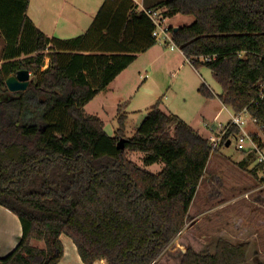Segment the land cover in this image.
Wrapping results in <instances>:
<instances>
[{"label":"trees","instance_id":"16d2710c","mask_svg":"<svg viewBox=\"0 0 264 264\" xmlns=\"http://www.w3.org/2000/svg\"><path fill=\"white\" fill-rule=\"evenodd\" d=\"M29 3L0 0V204L23 228L0 264H58L63 234L85 264H244L250 242L221 237L210 252L186 230L211 155L232 143L237 125L224 126L215 148L161 108L160 99L133 136L125 134V103L114 135L85 109L157 43L148 14L135 0H105L84 33L61 38L36 25ZM146 7L162 8L166 17L193 15L190 24L170 26L175 43L196 68L212 69L224 104L235 112L248 108L264 122V102H253L264 78V0H161ZM214 54L215 60H201ZM21 69L31 72L29 85L11 91L7 78ZM199 91L215 95L205 83ZM131 151L145 152L146 165L162 161L164 167L153 172L132 160ZM242 152L243 167L256 159ZM261 168L257 163L251 171L257 176Z\"/></svg>","mask_w":264,"mask_h":264},{"label":"rangeland","instance_id":"374dc122","mask_svg":"<svg viewBox=\"0 0 264 264\" xmlns=\"http://www.w3.org/2000/svg\"><path fill=\"white\" fill-rule=\"evenodd\" d=\"M194 20L193 15L179 14L176 19L168 18L167 23L173 26L179 21L185 25ZM48 65L47 58L45 67ZM202 83L215 93L223 91L210 67L203 65L196 70L179 48L171 49L169 44L157 41L150 51L139 55L108 91L88 103L86 111L103 118L104 127L113 135L118 126L119 106L125 103L124 111H128L129 117L125 134L133 136L148 107L160 99L161 108L177 113L203 136L215 134L219 137L232 117V109L221 103L217 95L204 96L199 91ZM128 155L153 172L164 167L162 161L146 165L145 152L131 151ZM245 157L237 149L235 140L212 153L194 198L186 230L200 236L203 240L201 250L210 252L216 250L221 237L233 242L248 241L250 249L244 264H259L264 262V186L258 179L263 171L258 169L257 176L251 171L254 160L243 167L241 162ZM239 220L242 227H239ZM33 243L45 246L43 241L33 240Z\"/></svg>","mask_w":264,"mask_h":264},{"label":"crops","instance_id":"0c3cea01","mask_svg":"<svg viewBox=\"0 0 264 264\" xmlns=\"http://www.w3.org/2000/svg\"><path fill=\"white\" fill-rule=\"evenodd\" d=\"M104 1L105 0H30L27 13L29 17L36 23V25L40 27L47 35L51 37L58 36L61 38H69V37L80 35L89 28V26L91 25V23L93 22L96 16V13L98 12L99 8L101 7ZM159 1L161 0H135L136 4L139 7H141L142 5L146 6V5L156 4ZM179 14L180 13L174 16H170L168 18L176 19V17H178ZM182 25L183 24H179V21H176V23L173 24L174 27H180ZM154 46L149 48L147 51L140 53L139 55L147 53ZM139 55H138V58H139ZM186 60H188V62L192 64L189 59L186 58ZM129 66L125 70H123L96 97H98L99 95H102V93H105V91H108L112 83H114L120 77H123L126 74V71L129 68ZM193 67L196 70H198V68H196L194 65ZM219 94L220 93H215V95L218 96L221 103H223L219 97ZM96 97H94L93 99H95ZM207 98H211V97H207ZM91 101H89L88 103H90ZM86 105H85V109H86ZM163 109L167 111L165 108ZM167 112H172V111H167ZM146 114L144 115V117L146 116ZM218 115H219V112L216 114V117H218ZM144 117L142 118V120L144 119ZM142 120L140 121L138 126L141 124ZM105 130H106V127H105ZM115 130H114V133H115ZM106 132L111 135V133L108 132L107 130ZM254 163L255 165L258 163L256 159H254ZM258 178L260 182V177ZM240 220H239V227H242L241 226L242 221ZM22 233H23V228H22V223H21L19 216L15 212H13L11 209H9L8 207L0 204V258L5 256L9 252H11L17 246L22 236ZM61 239L63 241L65 251H64L63 258L59 261L58 264H85V262L82 260L79 254L77 245L75 244L73 239L66 234H63L61 236ZM251 245H254V244L251 243ZM261 263H264V262H261ZM93 264H107V262L104 259H100V260L95 261Z\"/></svg>","mask_w":264,"mask_h":264},{"label":"built area","instance_id":"2783aa9c","mask_svg":"<svg viewBox=\"0 0 264 264\" xmlns=\"http://www.w3.org/2000/svg\"><path fill=\"white\" fill-rule=\"evenodd\" d=\"M141 8L148 14L154 23V38L157 41H163L166 44H169L171 49H174L175 47L180 49L173 39L170 28L171 25L167 23L168 17L163 14V9L146 7L144 5H142ZM216 58L217 54L205 55L201 57V60L209 62L215 60ZM253 102L256 104L264 102V78L260 82L258 95L253 100ZM229 122L237 125L240 128L239 134L235 135L233 139L236 142L237 149L239 151H245L246 153H255L256 161L262 164L261 169L263 174L260 177V183H262V186H264V122H260L257 117L253 116L248 108H245L240 112L233 111ZM249 125H252L253 127L249 128ZM223 136L224 131L219 137H217L215 134H212L208 138L211 145L216 148L217 146L221 145Z\"/></svg>","mask_w":264,"mask_h":264},{"label":"water","instance_id":"95a60500","mask_svg":"<svg viewBox=\"0 0 264 264\" xmlns=\"http://www.w3.org/2000/svg\"><path fill=\"white\" fill-rule=\"evenodd\" d=\"M179 27H175L177 30ZM31 72L27 69H21L17 72V74H13L7 78V85L11 91H19L25 90L30 82ZM118 147H124V138H121L118 142ZM227 145H230V141H228Z\"/></svg>","mask_w":264,"mask_h":264}]
</instances>
